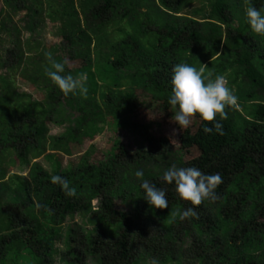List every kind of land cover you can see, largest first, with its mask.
I'll use <instances>...</instances> for the list:
<instances>
[{
	"label": "trees",
	"instance_id": "16d2710c",
	"mask_svg": "<svg viewBox=\"0 0 264 264\" xmlns=\"http://www.w3.org/2000/svg\"><path fill=\"white\" fill-rule=\"evenodd\" d=\"M197 1L3 0L1 12L24 14L30 33L23 42L20 27L11 31L4 19L0 32L16 47L7 50L9 57L21 66V78L47 95L42 101L20 95L10 76L0 78V264H58L59 241L65 264L87 258L98 264H264V36L245 16L247 7L264 9V0H206L209 10L185 14ZM46 13L61 14V52L44 47ZM47 52L67 60L62 75L86 74V95L79 89L65 95L47 77ZM70 61L82 64L72 68ZM177 63L203 68L210 79L223 75L237 97L235 107L225 108L226 119L216 116L223 135L197 132L200 155L192 160L182 146L153 134L151 124L133 122L140 109L169 106ZM108 122L140 132V144L126 155L90 144L80 165L63 168L61 157L74 155ZM49 124L64 129L49 136ZM172 165L219 173V199L199 206L182 200L162 179ZM136 170L165 191L168 208L148 204ZM52 175L66 179L76 195L66 196ZM190 207L198 216L180 220L178 213ZM76 217L96 230L66 226Z\"/></svg>",
	"mask_w": 264,
	"mask_h": 264
},
{
	"label": "clouds",
	"instance_id": "9594fccd",
	"mask_svg": "<svg viewBox=\"0 0 264 264\" xmlns=\"http://www.w3.org/2000/svg\"><path fill=\"white\" fill-rule=\"evenodd\" d=\"M246 22L251 30L257 35L264 36V9L254 6L247 7L245 10ZM49 67L45 68L47 77L59 87L65 94H75L79 89L81 94L87 93L85 87L86 74L81 73L77 77L71 74L62 75L65 72L67 60L58 62L52 58V53H45ZM171 94L168 103L174 112L173 120L181 129L187 128L191 123L194 114L204 121H211V125L204 126V132L211 133L214 130L223 135V125L216 119L219 114L221 119L227 118L226 107H235L237 97L233 91L226 86V79L223 75H218L215 79H210L204 75V69L188 64L177 63L172 69ZM135 177L142 182L140 187L144 192V199L154 208H168V200L165 191L144 179L143 170H136ZM163 181L175 185V191L182 200L190 201L192 205L199 206L202 202L214 203L219 199L215 191L222 183L219 173L205 174L197 167H177L170 166L164 171ZM52 183H58L66 196H75L76 188L70 187L66 179L60 175L51 176ZM176 215V213H173ZM179 219L184 220L190 217H197L195 208L190 207L178 213Z\"/></svg>",
	"mask_w": 264,
	"mask_h": 264
},
{
	"label": "rangeland",
	"instance_id": "374dc122",
	"mask_svg": "<svg viewBox=\"0 0 264 264\" xmlns=\"http://www.w3.org/2000/svg\"><path fill=\"white\" fill-rule=\"evenodd\" d=\"M246 8V5L244 4ZM5 8L3 0H0V24L4 21L9 30H13L14 26H18L21 29V39L24 42L27 38L30 37V33L25 30V23L23 21L24 14L9 16L7 13L1 12ZM210 9L209 4L205 0H200L194 2L190 7L186 9L185 14H192L190 10H200V9ZM61 14L57 13L54 18L48 17V13L45 14V27L44 32L41 35V39L44 42V47H47L48 50H56V52H61L62 48L65 46L66 42L61 35V26L63 21L60 19ZM81 23L83 22L82 16H80ZM12 37H9L8 34L0 32V78L7 76L11 81L14 82L16 86V90L20 95L22 93H27L32 95L34 100L42 101L46 98V91L44 88L40 86H36L28 81H25L19 75V70L21 66H19L16 60L11 59L7 52L8 49H13L15 47V43ZM82 63L80 61H70L69 66L72 68L80 66ZM18 69H16L17 67ZM99 79V78H98ZM226 80V85H227ZM64 95V94H61ZM175 110L169 105L162 109H154V110H145L140 109L137 111V114L134 119V123L138 128L145 126L147 124H151V132L159 137L162 141L174 145L176 147L182 146L185 149V159L192 160L200 155V150L198 148L196 142V134L201 131L205 135L209 137H213L215 131L211 133L204 132V126L207 125L205 121L194 118L193 116L190 118L191 123L187 128L181 129L180 126L173 120ZM49 133L48 135H57L63 131L62 126H56L54 124H49ZM142 131V130H141ZM141 133L135 132L132 129H124L123 127H116L114 122H108V125L105 127L104 131L99 133L92 141H88L86 145H84L81 149L77 148V151L74 155L68 156L63 155L61 160L63 162V168L76 167V165H80L82 152L88 148L90 144H95L97 150L100 152L110 153L113 151H118L120 154H129L130 151L134 150L141 142ZM257 152L254 150L244 151L243 153L238 154L236 157L230 159V164L235 165L239 160L247 159V157L251 154L254 155ZM43 165H47V161L44 157L40 158ZM15 172H19L20 169L18 167L14 168ZM230 172L228 173V175ZM27 175V172L24 173ZM99 201L97 199L93 202L94 209L99 208ZM117 207L119 209L123 208V204L118 202ZM78 222L80 225H83L84 228L89 232H94L96 230L95 226L89 225L87 219H83L80 217H76L74 219L66 220V226L69 224H73ZM151 233V232H150ZM57 247L59 250V254L56 255V261L58 264H65L62 260L61 255L63 248V243L58 242ZM83 264H98V261H94L91 258H87L85 263Z\"/></svg>",
	"mask_w": 264,
	"mask_h": 264
}]
</instances>
